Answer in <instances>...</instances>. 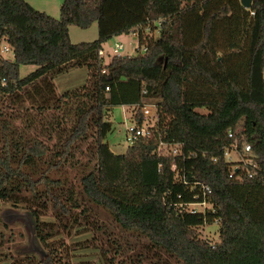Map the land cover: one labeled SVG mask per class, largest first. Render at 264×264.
I'll return each instance as SVG.
<instances>
[{
  "label": "trees",
  "instance_id": "obj_1",
  "mask_svg": "<svg viewBox=\"0 0 264 264\" xmlns=\"http://www.w3.org/2000/svg\"><path fill=\"white\" fill-rule=\"evenodd\" d=\"M250 1L245 9L241 0H63L55 20L24 0H0V216L1 206L26 205L46 247L36 208L63 219L89 206L144 238L163 256L155 264H264V0ZM96 23V41L70 42L69 26ZM124 35L136 36L138 52L104 63V44ZM23 66L36 69L20 78ZM84 68L86 83L57 95L54 79ZM25 102L35 114H20ZM146 105L156 107L152 125ZM119 106L150 136L116 155L105 138ZM238 128L237 151L250 147V165L224 155ZM89 139L94 162L78 159ZM161 144L183 154L162 155ZM204 186L211 210L179 211L202 203ZM215 222L212 245L196 229ZM37 254L25 264H68L50 248Z\"/></svg>",
  "mask_w": 264,
  "mask_h": 264
},
{
  "label": "rangeland",
  "instance_id": "obj_2",
  "mask_svg": "<svg viewBox=\"0 0 264 264\" xmlns=\"http://www.w3.org/2000/svg\"><path fill=\"white\" fill-rule=\"evenodd\" d=\"M24 1L34 10L44 12L55 20H58L60 16L59 8L63 2V0ZM68 28L70 42L74 45L96 41L101 30H103L97 23L87 30L73 26ZM154 37H157V33L154 34ZM116 44H121L124 47L118 55L134 56L138 52L137 48L139 46L135 35L115 37L104 44L102 52L103 60L105 58L104 63L114 56L112 51L115 49ZM1 57L12 60L13 54L12 52H2ZM35 69L32 66H23L20 70V78L27 76ZM87 78L88 70L84 68L62 74L55 78L52 83L55 85L57 95H60L62 92L75 90L83 86ZM30 107L31 104L28 102L23 103V109H19L20 114H35V108H31V111L28 112ZM142 112L151 115L147 119L148 123L151 125L155 123L157 113L156 110L153 111V105L144 106ZM133 114L134 110L132 108L120 106L108 112L107 118L113 124V128L105 140L110 150L116 155L123 154L130 146V143L125 140V134L129 128L135 125L131 121ZM47 122L49 123L50 120H47ZM80 148L82 152L78 155L79 160L85 162L95 161L91 139L81 144ZM228 157H230L228 160L231 159L233 162H238L241 158L235 152L228 153ZM76 166V161H74L69 168V172H74ZM83 208H85L84 214H80L82 211L80 209L72 213V218L63 219L53 217L49 208H36L35 215L38 218L40 227L43 231L49 230L51 236L47 241V246L44 247L38 241L34 227L30 224V212L26 205L14 207L7 204L1 206L0 264H25L27 262L25 261L26 257H33L38 260L37 249L45 253L48 248L60 255L68 264H155L156 261H163L161 254H156L148 248L144 238L119 231L110 217L102 211L100 212L89 206ZM193 209L203 212V208L199 206H195ZM33 219L36 221L35 217ZM196 231L199 237L209 244L214 245L219 241L218 224L216 222L214 225L199 227Z\"/></svg>",
  "mask_w": 264,
  "mask_h": 264
},
{
  "label": "built area",
  "instance_id": "obj_3",
  "mask_svg": "<svg viewBox=\"0 0 264 264\" xmlns=\"http://www.w3.org/2000/svg\"><path fill=\"white\" fill-rule=\"evenodd\" d=\"M124 49V47L121 45V44H116L115 45V49L112 51V54L114 56L118 55L122 50ZM1 54L2 52H11L10 48H8L7 45L5 44H2V47H1ZM145 51V50H143ZM103 52V51H102ZM102 52H101V55H102ZM108 90V88L106 89ZM144 115V119H148L151 117V115H147L146 113H143ZM157 118V116H156ZM241 131L240 128L236 129L235 131H231V132H228L227 134V137H229V139H233L234 140V143L231 145V148L226 150L225 152V156L226 158H230L228 157V153H231V152H235L236 154L238 153L239 156L241 157L240 158V162H242L244 165H250L252 163V160L250 158V160L248 159L250 155L249 152H250V147L249 146H245L243 148V152L240 153L237 151V141H236V135ZM150 136V132H149V129L147 127V124H143V126L139 127V126H134L132 128H129L127 131H126V134H125V140H127L130 145L134 143V141L136 140L137 137H145V138H148ZM182 145L180 144H176L174 146H171V147H168L167 145L165 144H161V147H160V150H162V155L164 154H170L171 156L175 157V156H179V155H182ZM231 160V159H230ZM170 172L175 176V178H179V179H184L185 177L184 176H180L178 174V171H177V168L175 165L171 166L170 168ZM211 191L209 190L208 187H203L202 188V194L204 195V201L202 203H195V204H179V211H185V212H188V213H191V214H195V212H198L196 209L194 210L193 207L195 206H199V207H202L203 208V212H205V210H211V204L209 203V197H210V194ZM178 199H181V197H178ZM206 207H210V208H206Z\"/></svg>",
  "mask_w": 264,
  "mask_h": 264
},
{
  "label": "water",
  "instance_id": "obj_4",
  "mask_svg": "<svg viewBox=\"0 0 264 264\" xmlns=\"http://www.w3.org/2000/svg\"><path fill=\"white\" fill-rule=\"evenodd\" d=\"M250 2V0H241L240 4L246 9L251 7Z\"/></svg>",
  "mask_w": 264,
  "mask_h": 264
},
{
  "label": "crops",
  "instance_id": "obj_5",
  "mask_svg": "<svg viewBox=\"0 0 264 264\" xmlns=\"http://www.w3.org/2000/svg\"><path fill=\"white\" fill-rule=\"evenodd\" d=\"M104 60H105V58H104ZM156 110V108H155V106H153V111H155ZM153 114V113H152ZM155 114V113H154ZM155 116V115H154Z\"/></svg>",
  "mask_w": 264,
  "mask_h": 264
}]
</instances>
